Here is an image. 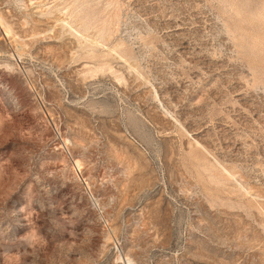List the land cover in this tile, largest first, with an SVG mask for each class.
Masks as SVG:
<instances>
[{"label": "rangeland", "instance_id": "1", "mask_svg": "<svg viewBox=\"0 0 264 264\" xmlns=\"http://www.w3.org/2000/svg\"><path fill=\"white\" fill-rule=\"evenodd\" d=\"M0 19V264H264V0Z\"/></svg>", "mask_w": 264, "mask_h": 264}, {"label": "bare ground", "instance_id": "2", "mask_svg": "<svg viewBox=\"0 0 264 264\" xmlns=\"http://www.w3.org/2000/svg\"><path fill=\"white\" fill-rule=\"evenodd\" d=\"M1 20V19H0ZM57 20V19H56ZM65 23V22H64ZM5 24V23H4ZM60 24V23H59ZM73 26V25H72ZM7 29V31H9V29L10 28H6ZM9 32H11V31H9ZM11 34V33H10ZM12 44V43H11ZM17 46V45H16ZM18 47V46H17ZM80 161V160H79ZM77 162H78V160H77ZM76 162V163H77ZM79 163V162H78ZM128 257V256H127ZM124 258V257H123ZM125 258H126V256H125ZM128 261H124V264H127V262H129V259H127ZM132 261V260H131Z\"/></svg>", "mask_w": 264, "mask_h": 264}]
</instances>
